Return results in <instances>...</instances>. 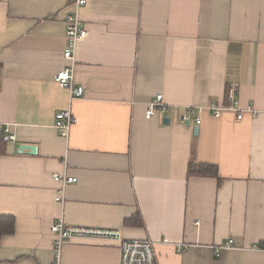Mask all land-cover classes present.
<instances>
[{"label":"crops","instance_id":"obj_1","mask_svg":"<svg viewBox=\"0 0 264 264\" xmlns=\"http://www.w3.org/2000/svg\"><path fill=\"white\" fill-rule=\"evenodd\" d=\"M71 11L68 0H0V216L15 221L0 264H51L60 217L151 239L158 264H264V0H87L75 53L85 94L73 101L55 80ZM160 93L169 108L148 118ZM191 105L200 124L181 120ZM69 106L63 135L56 114ZM55 173L78 178L62 202ZM120 256L115 240L76 237L62 261Z\"/></svg>","mask_w":264,"mask_h":264},{"label":"built area","instance_id":"obj_2","mask_svg":"<svg viewBox=\"0 0 264 264\" xmlns=\"http://www.w3.org/2000/svg\"><path fill=\"white\" fill-rule=\"evenodd\" d=\"M68 1L72 7V11L66 16L67 44L64 49V57L69 61V65L58 71L55 75V80L60 87L68 90L70 100L73 101L77 98L83 97L85 94V88L81 85H77L75 82V53L78 42L85 38L89 32L86 23L80 17V10L84 5H86L87 0ZM230 101L232 105L229 108L239 111L238 118L241 119L243 117V111L236 108L238 100L234 94L230 96ZM168 108L169 105L164 102L163 94H157L148 103L146 116L148 118H152L157 110L166 112ZM225 108V106L217 101L210 102L208 106L210 112L216 117L221 116ZM201 111V107L192 105L185 106L181 117L182 122L190 124L193 120L196 124H200ZM75 122L76 119L70 106L65 110L57 112L56 114L55 127L60 130L63 135H68L70 133ZM4 130L9 133V139H16V135L11 132L9 127ZM53 178L61 184L56 199L62 202L64 200L66 186L70 183L77 182L78 178L69 176L67 173H55L53 174ZM51 232L53 234V261L51 264H64L62 261V255L65 243L76 237L110 239L117 241L120 245L121 251L120 264H158L154 250L156 242L151 239H128L124 238L118 230L68 224L63 217L56 219L51 224ZM232 243L233 240H229L223 245L216 246V255L219 256L220 249L227 248L232 245ZM182 247L186 248L187 245Z\"/></svg>","mask_w":264,"mask_h":264},{"label":"trees","instance_id":"obj_3","mask_svg":"<svg viewBox=\"0 0 264 264\" xmlns=\"http://www.w3.org/2000/svg\"><path fill=\"white\" fill-rule=\"evenodd\" d=\"M189 173L214 174L216 166L206 164H190ZM14 218L11 216H0V239L4 234L12 233L15 228Z\"/></svg>","mask_w":264,"mask_h":264},{"label":"water","instance_id":"obj_4","mask_svg":"<svg viewBox=\"0 0 264 264\" xmlns=\"http://www.w3.org/2000/svg\"><path fill=\"white\" fill-rule=\"evenodd\" d=\"M167 122H168V120H167ZM196 129H197V128H196ZM21 148H22V149H24V148H28V149L32 150L33 152L36 151V148H35V146H33V145H22Z\"/></svg>","mask_w":264,"mask_h":264}]
</instances>
